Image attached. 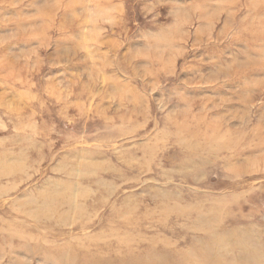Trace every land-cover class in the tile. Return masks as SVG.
<instances>
[{
    "label": "rangeland",
    "instance_id": "rangeland-1",
    "mask_svg": "<svg viewBox=\"0 0 264 264\" xmlns=\"http://www.w3.org/2000/svg\"><path fill=\"white\" fill-rule=\"evenodd\" d=\"M262 1L0 0V264H264Z\"/></svg>",
    "mask_w": 264,
    "mask_h": 264
},
{
    "label": "bare ground",
    "instance_id": "bare-ground-1",
    "mask_svg": "<svg viewBox=\"0 0 264 264\" xmlns=\"http://www.w3.org/2000/svg\"><path fill=\"white\" fill-rule=\"evenodd\" d=\"M259 2H260V0H259ZM262 2H264V1H262ZM207 254H205V253H203V252H199V258H201L202 259V263L203 262H210L211 260H210V258H207V257H204V256H206ZM162 256L160 255V256H157V258L158 259H160ZM149 264H152V263H154V264H157L158 263V261H157V259L156 260H153V262H148ZM139 264V263H138ZM160 264V263H159ZM215 264V263H214Z\"/></svg>",
    "mask_w": 264,
    "mask_h": 264
}]
</instances>
